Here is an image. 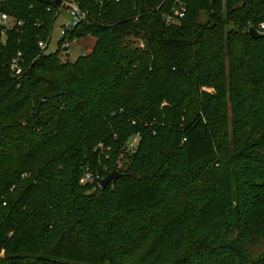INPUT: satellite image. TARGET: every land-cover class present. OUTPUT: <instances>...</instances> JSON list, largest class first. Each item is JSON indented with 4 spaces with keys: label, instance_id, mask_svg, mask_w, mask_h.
I'll use <instances>...</instances> for the list:
<instances>
[{
    "label": "trees",
    "instance_id": "trees-1",
    "mask_svg": "<svg viewBox=\"0 0 264 264\" xmlns=\"http://www.w3.org/2000/svg\"><path fill=\"white\" fill-rule=\"evenodd\" d=\"M76 1H0V264H264V0Z\"/></svg>",
    "mask_w": 264,
    "mask_h": 264
},
{
    "label": "built area",
    "instance_id": "built-area-1",
    "mask_svg": "<svg viewBox=\"0 0 264 264\" xmlns=\"http://www.w3.org/2000/svg\"><path fill=\"white\" fill-rule=\"evenodd\" d=\"M59 4H60V7L61 6L67 7V11L71 17V20L69 22L62 25L61 31H60V39H64L63 47L66 50H68V49H70L71 41L66 38V33L68 31H71L72 29H74L82 20L86 19L88 16V13L80 8V6L76 0H60ZM59 10H61V9H59ZM183 10H185V9H183ZM177 14H179V16L182 17L184 12L183 11L181 13L177 12ZM172 18H173L172 16H169L167 21L170 22L172 20ZM11 21H12V18L8 14H6V13L0 14V23L4 27H9V25L11 24ZM14 23H15V21H14ZM17 23L20 25L22 23V21H18ZM261 27L264 28V25H262ZM45 45L46 44L43 41L39 42L40 47L44 48ZM21 61H22V58H21L20 53L17 57H15L12 60L11 67L14 70V72L16 73V75H18L23 70L22 66L20 64ZM138 140H139V133H137L132 138L131 142L129 143V146H128L129 150H133L135 148ZM96 149L97 150L99 149L102 153H106V157H108L109 155L107 154V152L111 149V147L105 146L103 143H100ZM95 178L101 179L100 174L95 175L94 172L88 170V171H86L85 175L82 177L81 181H82V183L93 182L95 180Z\"/></svg>",
    "mask_w": 264,
    "mask_h": 264
},
{
    "label": "rangeland",
    "instance_id": "rangeland-1",
    "mask_svg": "<svg viewBox=\"0 0 264 264\" xmlns=\"http://www.w3.org/2000/svg\"><path fill=\"white\" fill-rule=\"evenodd\" d=\"M60 9L61 10L59 13V18L55 24L52 33V39L49 44V52L55 51L58 46V41L60 40L61 26L71 20L70 14L67 11V7L61 6ZM204 19H207V17L205 15H202L201 20ZM95 41L96 39L93 36L71 41L70 49L66 50L65 52L68 53L70 60H76L78 56L89 53L94 47ZM244 244L246 248L251 251L252 254L256 255L264 249V238L259 236L257 238L247 239Z\"/></svg>",
    "mask_w": 264,
    "mask_h": 264
},
{
    "label": "water",
    "instance_id": "water-1",
    "mask_svg": "<svg viewBox=\"0 0 264 264\" xmlns=\"http://www.w3.org/2000/svg\"><path fill=\"white\" fill-rule=\"evenodd\" d=\"M57 3L60 2V0H56ZM177 14V12H176ZM249 32L251 35L255 36V37H260L263 34L258 32L255 28H250ZM120 176V173L117 172V170L112 171L111 173H109L106 177L102 178L100 180V185L101 187L105 188L112 180L116 179L117 177Z\"/></svg>",
    "mask_w": 264,
    "mask_h": 264
}]
</instances>
